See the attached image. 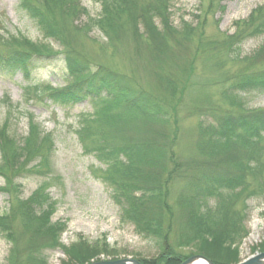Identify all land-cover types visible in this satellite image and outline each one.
<instances>
[{
  "label": "trees",
  "instance_id": "trees-1",
  "mask_svg": "<svg viewBox=\"0 0 264 264\" xmlns=\"http://www.w3.org/2000/svg\"><path fill=\"white\" fill-rule=\"evenodd\" d=\"M92 1L100 6L95 17L80 0H20L19 9L41 41L0 26V74L21 73L24 96L42 104L96 102L77 137L84 153L104 166L121 222L155 246L156 257L142 264H180L192 255L214 264L240 262L245 200L264 195V109H248L240 99L264 94V42L248 54L242 46L264 36V2L235 22L231 35L210 38L199 17L196 25H173L174 0ZM56 55L64 62L65 84L31 86L36 63ZM201 55L207 56L203 69L214 77L192 84L207 91L216 87L217 101L206 91L190 102L188 117H197L198 124L193 152L184 159L176 152L177 110L193 92L190 79ZM15 108L10 105L9 112ZM28 117L22 140L9 133V125L0 127V193L10 198L8 212L0 215V233L11 245L7 264H48L54 251L64 254L63 264H87L106 252L107 244L80 239L64 246L66 227L51 221L56 203L46 183L18 200L20 179L52 173V136ZM258 249L264 252V239ZM182 250L189 255L181 259Z\"/></svg>",
  "mask_w": 264,
  "mask_h": 264
},
{
  "label": "rangeland",
  "instance_id": "rangeland-1",
  "mask_svg": "<svg viewBox=\"0 0 264 264\" xmlns=\"http://www.w3.org/2000/svg\"><path fill=\"white\" fill-rule=\"evenodd\" d=\"M19 1L0 0V26L7 32H20L31 41L40 42L41 37L37 30L19 9ZM208 1L211 0H204L202 3L199 0H174L171 8L173 25L179 27L182 22L196 25L198 24L196 17H199L200 21L205 22L204 33L207 37L211 38L218 32L231 35L234 23L246 19L252 10L264 2V0L220 2L213 0L211 12L206 15L204 12L208 9ZM80 2L91 17L97 16L100 12V6L92 0ZM92 36L99 37L96 32H93ZM263 42L264 36L248 40L242 46L243 54L251 53ZM47 43L53 52L59 51L56 44ZM204 57L207 56L201 55L194 63L195 71L189 87L194 93L190 92L188 97L183 98L184 101L177 110L180 135L176 152L182 154L184 159L193 152L198 124L197 117H188L191 112L190 102L195 100L196 93L207 91L196 84L201 85L214 77L207 69H203L201 61ZM36 65L30 80L28 79L31 86L50 83L53 87H61L65 84L66 71L61 55L44 59ZM24 85L21 73L12 76L0 74V127L3 124L9 125V133L22 140L30 127L28 116L31 115L33 120L40 124L43 132L52 136L55 147L51 157L52 173L47 177L30 176L20 179L17 182L20 186L18 200H27L40 185L46 183V192L56 203L51 221L63 223L66 227L61 235V243L68 247L82 239L91 244L103 241L107 244L106 252L99 254L96 260L87 264L124 259L140 262L155 258L157 255L155 246L136 235L133 226L121 222L119 208L112 202L111 190L103 179L104 166L96 161L93 155L84 153L77 137L83 120L89 119L96 109V102L87 99L71 107L50 103L46 105L43 100L44 104L39 102L41 99L37 101L24 96ZM216 90V87H210L207 91L212 95L213 101H217ZM6 97L9 102L4 101ZM240 99L248 109H264L262 93L241 95ZM12 104L16 108L9 112ZM3 185L4 182L0 178V188ZM173 192L177 193L178 188H174ZM9 202L8 195L0 193V215L8 212ZM244 204L246 213L244 225L247 235L239 246V261H244L255 253H261L258 246L264 239V195L246 199ZM240 207L242 208V204ZM17 225V221H14L12 226ZM10 248V243L0 233V264H7ZM179 254L182 259L183 256L189 255V251L182 250ZM64 261H66L64 254L61 251H54L49 255L48 264H63Z\"/></svg>",
  "mask_w": 264,
  "mask_h": 264
},
{
  "label": "water",
  "instance_id": "water-1",
  "mask_svg": "<svg viewBox=\"0 0 264 264\" xmlns=\"http://www.w3.org/2000/svg\"><path fill=\"white\" fill-rule=\"evenodd\" d=\"M90 264H141V263L136 260L124 259L113 262H96ZM181 264H213V263L203 256L195 255L189 257ZM238 264H264V253H257Z\"/></svg>",
  "mask_w": 264,
  "mask_h": 264
}]
</instances>
